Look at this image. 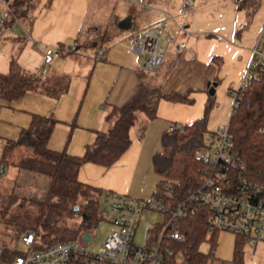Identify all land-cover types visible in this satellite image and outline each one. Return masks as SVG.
Instances as JSON below:
<instances>
[{
    "label": "crops",
    "instance_id": "0c3cea01",
    "mask_svg": "<svg viewBox=\"0 0 264 264\" xmlns=\"http://www.w3.org/2000/svg\"><path fill=\"white\" fill-rule=\"evenodd\" d=\"M132 2L137 9H129ZM180 3L181 0H37L29 7L30 16L19 19L16 32L5 31L0 40V72H6L11 57H15L23 69L36 73L42 79L51 80L57 86L64 82L68 84L58 97L35 90H29L27 94L33 95L39 103L31 114L52 116L58 120L54 128L64 127L69 131L65 144L64 141L53 142L51 132L47 143L49 148L79 156L86 144L92 142L96 130L106 131L111 127L112 121L105 119L109 106L128 101L140 82L137 58L131 50L128 36L162 19L166 24L173 20L171 15L181 17L175 23L176 27L179 24L185 28L186 31L177 27L180 33H187L189 37L171 38L165 53H168L167 57L164 56L154 73L155 79L150 75L145 79L146 84L158 85L165 92L204 86L208 89L213 84L211 75L206 73L207 64L201 57L202 53L193 47L197 39L188 30L194 24L197 6L199 9L203 7V0H196L195 11L190 15L179 13ZM41 6L44 9L41 10ZM124 18H129V23L120 27L118 22ZM237 30L234 23V37L240 36ZM75 41L74 52L63 53L49 63L43 62L45 45ZM180 42H185V47L177 48ZM87 45L94 46L92 55L82 49ZM253 45H245L243 49L250 51ZM99 46L106 49L105 59H95ZM168 83L170 89L167 90ZM169 105L168 113H162V106L152 119L137 111L129 130L131 143L122 155L110 167L83 163L78 169V179L95 184L92 186L97 188L104 186L121 194L149 197L159 179L153 168L152 155L161 150L160 136L172 123H184L177 121L174 116L176 109ZM63 112H67L66 118H63ZM14 150L21 154H10L4 162L16 161L26 153L22 146ZM97 173L106 175L103 185L98 183Z\"/></svg>",
    "mask_w": 264,
    "mask_h": 264
},
{
    "label": "trees",
    "instance_id": "16d2710c",
    "mask_svg": "<svg viewBox=\"0 0 264 264\" xmlns=\"http://www.w3.org/2000/svg\"><path fill=\"white\" fill-rule=\"evenodd\" d=\"M7 1L17 10L23 6L29 8L37 0ZM246 1L249 0H242L243 3ZM138 76L140 82L130 99L122 105H110L105 113V119L112 121L111 127L106 131L96 130L92 142L86 144L83 154L79 156L48 147V139L58 122L49 115L32 113L27 127L20 131L18 140L4 138L0 164L15 165L48 177V188L42 198H21L29 209L24 215L27 225L22 224L18 232L22 233L26 229L35 232L32 249H42L62 240L75 239L80 232L99 223L102 218L101 205L90 194H100L101 190L79 180L78 169L85 162L110 167L131 143L129 130L137 111H142L148 119H152L156 116L160 99L187 103L193 101L190 93L194 88L165 92L158 85L146 84L147 74L139 68ZM67 85L64 82L62 86H57L53 81L44 80L36 73L23 69L15 57H11L7 71L0 72V97L9 102L29 90L58 97L67 89ZM212 103L213 93L208 97L203 115L184 124L186 132L178 129L162 132L161 150L152 155L153 168L159 176L156 187L164 181L170 182L171 189L181 198L201 184L205 163L196 156V151L205 143L207 113ZM228 131L233 140L232 153L240 165L242 175L253 184H258L261 196L264 197V69L255 67L239 87L229 116ZM18 146H22L26 153L16 161L4 162ZM17 198V194L11 192L8 201ZM76 205L79 206L77 210ZM5 210L0 209V212L4 213ZM74 215L78 216V222L68 225L66 219ZM207 229L208 214L205 206H200L195 213L180 220L179 230L184 238L175 241L173 246L182 250L189 264H248L242 251L246 236L236 234L233 256L224 260L214 253L218 230L209 233ZM203 241L209 242L208 252L198 249ZM166 264L178 263L170 257Z\"/></svg>",
    "mask_w": 264,
    "mask_h": 264
},
{
    "label": "built area",
    "instance_id": "2783aa9c",
    "mask_svg": "<svg viewBox=\"0 0 264 264\" xmlns=\"http://www.w3.org/2000/svg\"><path fill=\"white\" fill-rule=\"evenodd\" d=\"M195 2L181 0L179 13L192 14ZM30 13L29 8L23 6L14 10L9 1L1 0L0 40L5 31L16 32L19 19L30 16ZM171 17L174 19L173 15ZM177 27L186 31L179 24ZM263 33L264 29L251 48V56L239 87L255 67L264 69ZM128 38L138 68L149 74L155 73L172 38L165 19L130 34ZM75 47L76 41L67 45H45L42 60L49 63ZM176 47H185V42H180ZM105 57L106 49L97 47L95 59L102 60ZM169 129L186 132L182 123H172ZM232 149L233 140L228 123L216 131H210L207 141L196 151V156L205 163L201 184L181 198L177 197L167 181L157 186L149 197L121 194L108 189L102 191L101 220L107 221L110 228L97 249L88 248L89 242L96 236L91 231L92 227L83 230L78 241L62 240L42 249H32L35 232L26 229L15 243L0 244V264H166L170 257L178 264H189L182 250L175 249L173 243L184 238L179 230L180 220L195 213L200 206L207 207L209 233L229 230L246 236V242L254 247L257 241L264 239V197L261 196V187L242 175ZM6 170L7 165L0 164V175H4ZM140 226L142 233L136 242V232ZM19 245L25 247L24 251L19 250Z\"/></svg>",
    "mask_w": 264,
    "mask_h": 264
},
{
    "label": "rangeland",
    "instance_id": "374dc122",
    "mask_svg": "<svg viewBox=\"0 0 264 264\" xmlns=\"http://www.w3.org/2000/svg\"><path fill=\"white\" fill-rule=\"evenodd\" d=\"M240 4L241 7H238ZM202 5L203 7L200 9L197 6L194 24L188 30L194 33L192 37L197 40H195L196 43L193 47H197L202 53L203 56L201 57H204L207 64L206 73L211 75V82L215 83L213 103L207 113L206 130L204 132V139L207 141L210 131H216L228 123L234 94L242 82L251 56V50H245L243 47L251 43L255 44L260 32L264 29V0H249L245 3L242 0H203ZM129 6V9H137V5L133 2ZM42 9L44 8L41 6ZM180 18L174 16L172 22L168 21L166 23L167 30L172 37L174 36L173 38L186 39L188 34L180 33L181 31L177 29L175 24L179 22ZM234 23L238 33H240L238 37L233 36ZM82 49L88 52L89 55L94 52V46L91 45L84 46ZM165 55L166 58L168 53ZM146 74L145 79H149L150 75H153L154 79L156 77L154 73ZM165 88L170 89L169 83ZM193 88L194 90L190 93L193 98L192 102L161 99L158 110L163 106L162 113H168L170 111L169 104H171L176 109V111L174 110L176 112L174 116L177 121L186 124L201 117L210 95L209 88L207 89L205 86ZM27 94L28 91L10 102L0 97V157L3 151V138L18 140L21 136L20 131L23 127H27L29 123L31 111L39 107L37 99L32 97L33 95ZM62 115H64L63 118L68 116L67 112H63ZM71 119L67 122L69 126L71 125ZM68 137L69 131L64 127H55L52 130L53 142L54 140L57 143L64 141L65 144ZM18 153L17 150H12L10 154L13 156L18 155ZM97 175L100 178L97 179L98 183L103 185L102 182L105 181L106 175L101 173H97ZM81 177L85 179L83 176ZM102 187H99L101 191L107 190L104 186ZM47 188V176L15 165H10L9 169L6 170V174L0 175V209H6L4 213L0 212V244L15 243L20 235L18 232L19 227L22 224L27 225V219L24 215L29 207L27 204L22 203L21 198H42ZM11 192L17 194L18 198L9 202ZM94 193L91 192L90 196L92 195L100 202V194L93 195ZM78 220V216L74 215L66 219L65 222L68 225H74ZM109 228L110 226L105 220H100L96 226L92 227L91 231L96 236L89 242L88 248L97 249L108 233ZM141 233L142 226L136 232V242L139 241ZM79 235L75 240H79ZM235 237L236 233L229 230H219L217 232L214 253L218 258L224 260L232 258ZM18 248L21 251L25 249L22 245H19ZM198 249L201 252H208L209 242H201ZM242 251L244 260L248 264H264V239L257 241L255 247H250V244L245 242Z\"/></svg>",
    "mask_w": 264,
    "mask_h": 264
},
{
    "label": "water",
    "instance_id": "95a60500",
    "mask_svg": "<svg viewBox=\"0 0 264 264\" xmlns=\"http://www.w3.org/2000/svg\"><path fill=\"white\" fill-rule=\"evenodd\" d=\"M128 23H129V18H124L123 20H120V21L118 22V25H119L120 27H126V26L128 25ZM214 85H215V83H213V84L209 87V93H210V94H212V93L214 92ZM78 208H79V206L76 205V206H75V209L77 210Z\"/></svg>",
    "mask_w": 264,
    "mask_h": 264
}]
</instances>
